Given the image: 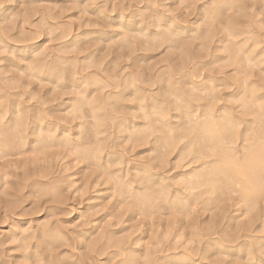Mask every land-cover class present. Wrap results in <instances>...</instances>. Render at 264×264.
<instances>
[{
	"label": "clouds",
	"instance_id": "clouds-1",
	"mask_svg": "<svg viewBox=\"0 0 264 264\" xmlns=\"http://www.w3.org/2000/svg\"><path fill=\"white\" fill-rule=\"evenodd\" d=\"M0 264H264V0H0Z\"/></svg>",
	"mask_w": 264,
	"mask_h": 264
}]
</instances>
